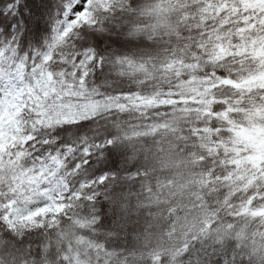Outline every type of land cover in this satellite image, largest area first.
Instances as JSON below:
<instances>
[{
    "label": "snow or ice",
    "instance_id": "snow-or-ice-1",
    "mask_svg": "<svg viewBox=\"0 0 264 264\" xmlns=\"http://www.w3.org/2000/svg\"><path fill=\"white\" fill-rule=\"evenodd\" d=\"M0 264H264V0H0Z\"/></svg>",
    "mask_w": 264,
    "mask_h": 264
}]
</instances>
